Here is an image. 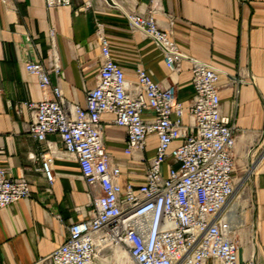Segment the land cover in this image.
<instances>
[{
    "label": "built area",
    "instance_id": "2783aa9c",
    "mask_svg": "<svg viewBox=\"0 0 264 264\" xmlns=\"http://www.w3.org/2000/svg\"><path fill=\"white\" fill-rule=\"evenodd\" d=\"M45 2L49 8L71 4ZM153 12H127V23L156 44L172 74L190 60L193 96L188 104L178 98L173 78L160 83L141 62L134 78H128L112 58L101 21L100 68L84 105L66 98L57 54L25 62L40 89L52 92L51 97L24 104L30 111L27 130L46 150L41 170L53 183V160L61 154L76 159L91 207L78 208L81 218L71 221L64 242L35 264H100L105 252L114 264H256L253 253L241 259L244 212L237 209L234 214L228 207L236 187L237 126L222 112L220 72L186 55L172 36L175 19L161 28ZM48 33L55 50V28ZM52 75L58 78L56 84ZM106 114L125 130L124 153L139 166L130 173L138 175L141 168L140 178L121 182L123 165L104 142ZM49 135L58 138L63 151ZM31 194L28 178L0 167V209Z\"/></svg>",
    "mask_w": 264,
    "mask_h": 264
},
{
    "label": "crops",
    "instance_id": "0c3cea01",
    "mask_svg": "<svg viewBox=\"0 0 264 264\" xmlns=\"http://www.w3.org/2000/svg\"><path fill=\"white\" fill-rule=\"evenodd\" d=\"M113 1L71 0L70 5L49 8L45 0H0V167L14 177L28 178L32 190L31 197L0 209V260L35 264L64 242L71 221L81 218L78 208H91L76 159L61 154L53 160V183L41 170L46 150L27 130L30 111L24 104L51 97L52 92L40 89L37 77L26 72L25 62L57 54L66 98L84 105L86 90L96 85L100 68L97 23L101 21L112 58L128 78H134L141 62L160 83H171L173 78L178 98L188 104L193 96L190 60L172 74L156 44L134 33L127 23V12L154 10L161 28L167 29L175 19L172 36L186 55L220 72L222 112L237 126L236 162L253 173V208L244 213L240 229L241 259L253 253L255 263L264 264V0ZM50 28L56 30L55 50ZM57 82L52 75V83ZM103 119L105 145L123 165L121 182L140 178L141 168L138 175L130 173L138 165L124 153L125 130L111 123L110 114ZM49 139L58 138L49 135ZM153 152L150 148L148 154ZM107 253L100 264H114Z\"/></svg>",
    "mask_w": 264,
    "mask_h": 264
},
{
    "label": "rangeland",
    "instance_id": "374dc122",
    "mask_svg": "<svg viewBox=\"0 0 264 264\" xmlns=\"http://www.w3.org/2000/svg\"><path fill=\"white\" fill-rule=\"evenodd\" d=\"M234 178L236 180L235 192L228 207L236 204L237 209L245 213L246 210L250 211L253 208L252 170L247 165L237 163Z\"/></svg>",
    "mask_w": 264,
    "mask_h": 264
},
{
    "label": "bare ground",
    "instance_id": "6f19581e",
    "mask_svg": "<svg viewBox=\"0 0 264 264\" xmlns=\"http://www.w3.org/2000/svg\"><path fill=\"white\" fill-rule=\"evenodd\" d=\"M231 211H232V213H236V211H237V207H236V204H233V205H231V207L229 208Z\"/></svg>",
    "mask_w": 264,
    "mask_h": 264
},
{
    "label": "water",
    "instance_id": "95a60500",
    "mask_svg": "<svg viewBox=\"0 0 264 264\" xmlns=\"http://www.w3.org/2000/svg\"><path fill=\"white\" fill-rule=\"evenodd\" d=\"M109 3H113V1L112 0H107Z\"/></svg>",
    "mask_w": 264,
    "mask_h": 264
}]
</instances>
